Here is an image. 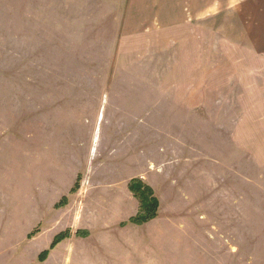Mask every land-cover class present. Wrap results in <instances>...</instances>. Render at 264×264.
Returning <instances> with one entry per match:
<instances>
[{
	"label": "rangeland",
	"instance_id": "1",
	"mask_svg": "<svg viewBox=\"0 0 264 264\" xmlns=\"http://www.w3.org/2000/svg\"><path fill=\"white\" fill-rule=\"evenodd\" d=\"M246 2L0 0V264H264Z\"/></svg>",
	"mask_w": 264,
	"mask_h": 264
},
{
	"label": "trees",
	"instance_id": "2",
	"mask_svg": "<svg viewBox=\"0 0 264 264\" xmlns=\"http://www.w3.org/2000/svg\"><path fill=\"white\" fill-rule=\"evenodd\" d=\"M78 180L79 178H77L76 183L71 189L70 191L71 193H76L79 190L80 186ZM128 190L131 192L133 197L138 201L139 210L134 217L130 218L127 221V223L134 226H141L155 219L157 217L159 202L156 196L154 195V191L152 190V188L146 185L145 183H143L141 179L135 178L129 181ZM65 202H66V198L63 197L57 206L58 207L63 206ZM125 225L126 223L121 224V226H125ZM75 235L77 237H86L87 233L83 231H77ZM70 236L71 235L69 231H65L56 235L53 238L49 248L47 250L42 251L39 254L38 257L39 261L43 262L47 258L48 253L52 249H54L62 241L70 238Z\"/></svg>",
	"mask_w": 264,
	"mask_h": 264
},
{
	"label": "crops",
	"instance_id": "3",
	"mask_svg": "<svg viewBox=\"0 0 264 264\" xmlns=\"http://www.w3.org/2000/svg\"><path fill=\"white\" fill-rule=\"evenodd\" d=\"M236 7V6H235ZM238 9H242L243 14L247 12V20L251 21V24L247 26V36L252 46V51L258 57L264 58V0H247L244 6H237ZM212 6L202 7L199 11V15L208 13ZM191 10V8H189ZM218 9V8H217ZM190 16L192 10L190 11ZM128 192V186L125 187ZM154 191V190H153ZM129 193V198L133 201L134 198Z\"/></svg>",
	"mask_w": 264,
	"mask_h": 264
}]
</instances>
